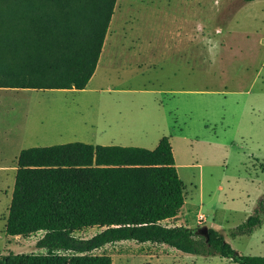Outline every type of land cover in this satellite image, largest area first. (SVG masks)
I'll use <instances>...</instances> for the list:
<instances>
[{
	"label": "rangeland",
	"instance_id": "rangeland-1",
	"mask_svg": "<svg viewBox=\"0 0 264 264\" xmlns=\"http://www.w3.org/2000/svg\"><path fill=\"white\" fill-rule=\"evenodd\" d=\"M116 3L108 53L85 91L18 90L7 101L0 91V125L14 131L7 165L29 148L154 150L167 137L185 202L165 224L215 229L239 255L264 257V214L251 234H236L264 202V0ZM15 173H0V257L43 254L36 248L41 233H4ZM94 254L109 255L112 264H234L132 241Z\"/></svg>",
	"mask_w": 264,
	"mask_h": 264
},
{
	"label": "trees",
	"instance_id": "trees-1",
	"mask_svg": "<svg viewBox=\"0 0 264 264\" xmlns=\"http://www.w3.org/2000/svg\"><path fill=\"white\" fill-rule=\"evenodd\" d=\"M251 3L256 0H243ZM116 0H0V88L83 91L95 73ZM185 202L170 140L154 150L70 143L22 150L5 224L8 237L41 233L43 254L0 257V264H112L94 254L132 241L234 264L241 256L215 229L167 226ZM258 213L236 228L247 235ZM97 228L90 239L75 234Z\"/></svg>",
	"mask_w": 264,
	"mask_h": 264
},
{
	"label": "crops",
	"instance_id": "crops-1",
	"mask_svg": "<svg viewBox=\"0 0 264 264\" xmlns=\"http://www.w3.org/2000/svg\"><path fill=\"white\" fill-rule=\"evenodd\" d=\"M115 5H117V3ZM114 11H116V7H114ZM113 14H114V12H113ZM111 20H112V18H111ZM110 23H111V21H110ZM110 23H109V25H110ZM107 31H109V27H108ZM106 34H108V32ZM106 37H105L103 47L101 50V54H100L102 56H104V54L106 55L108 53V49L110 47V43L108 40H106ZM93 76H94V74H93ZM93 76H92V78H93ZM90 82H91V80L89 81V83ZM89 83H88V85H89ZM86 89H87V87L83 91H85ZM18 90H22V89L0 88V91L4 93L3 96H6L8 98V99H5L4 101H7L9 99H15V97H17V95H15V94L17 93ZM31 91H35V90H31ZM69 91L74 92L75 90H69ZM75 92H77V91H75ZM2 100H3V97L0 96V102ZM13 132H14L13 127H9V125L7 123H2L0 125V173H7L9 171H16L17 158H18L20 153L18 154V156L16 158L15 164H13V161H11L12 167H9L7 165V162L5 159L6 155H7L8 148L12 147L13 142H14V133Z\"/></svg>",
	"mask_w": 264,
	"mask_h": 264
},
{
	"label": "water",
	"instance_id": "water-1",
	"mask_svg": "<svg viewBox=\"0 0 264 264\" xmlns=\"http://www.w3.org/2000/svg\"><path fill=\"white\" fill-rule=\"evenodd\" d=\"M201 233H207V228H203V229H201Z\"/></svg>",
	"mask_w": 264,
	"mask_h": 264
},
{
	"label": "bare ground",
	"instance_id": "bare-ground-1",
	"mask_svg": "<svg viewBox=\"0 0 264 264\" xmlns=\"http://www.w3.org/2000/svg\"><path fill=\"white\" fill-rule=\"evenodd\" d=\"M114 22H115V19H113L112 21V27L114 26ZM41 112H42V109H40L39 115L41 114Z\"/></svg>",
	"mask_w": 264,
	"mask_h": 264
}]
</instances>
